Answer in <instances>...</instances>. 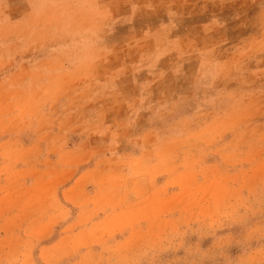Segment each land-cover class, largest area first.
Instances as JSON below:
<instances>
[{"label":"rangeland","instance_id":"rangeland-1","mask_svg":"<svg viewBox=\"0 0 264 264\" xmlns=\"http://www.w3.org/2000/svg\"><path fill=\"white\" fill-rule=\"evenodd\" d=\"M59 29L106 48L113 84L90 94L134 100L97 101L94 124L135 123L121 137L138 147L73 212L39 183L7 198L0 167V264H264V0H0V77L11 47L51 51ZM8 94L0 83L2 116Z\"/></svg>","mask_w":264,"mask_h":264},{"label":"crops","instance_id":"crops-1","mask_svg":"<svg viewBox=\"0 0 264 264\" xmlns=\"http://www.w3.org/2000/svg\"><path fill=\"white\" fill-rule=\"evenodd\" d=\"M96 4L104 6L108 3L104 1ZM95 20L102 19L100 17ZM62 32L60 29L56 31L57 45L51 51L48 50L49 47L39 48V51L24 47L22 52H17L18 47H11L8 50L11 52L10 58L5 61L7 73L0 77V83L9 91V112L7 116H2L3 112L0 111V116L6 117L3 122L7 123L0 126V167H8L7 174L1 178L8 186L4 189V196L9 199L20 196L16 188H11L16 184L26 191L33 184L39 183L41 197L46 194L45 196L58 198L55 204L59 206V212L60 209L65 211L67 205L73 206V210L78 207V198L84 196L87 189L91 190L89 186L92 184L93 195H99L102 181L95 174L103 170L102 166L107 161L122 159L125 156L122 151L138 147L137 140L126 141L121 134L139 132L135 123L130 127L121 126L118 121L113 125H109V122L103 124L104 121L99 126L94 124L96 120L93 113L96 116L97 113L92 108L97 101L130 102L134 99H114L111 95L102 97L90 94L92 86L105 87L113 84L107 77L111 61L100 59L101 55L107 54L106 48L103 47L101 51L90 45L80 47L75 44L79 40L64 45ZM41 33L44 31L41 30ZM95 53L100 55L99 60L93 57ZM81 70L85 72H80ZM101 70L103 78L100 76ZM125 83L120 81L114 84L121 87ZM20 87H24L23 93L16 95L15 91ZM81 87L85 90L82 91ZM101 97L102 100H98ZM21 102L24 103L22 115L16 116V103ZM81 103H86L87 107L84 109L85 106L81 107ZM88 109L91 121L87 125H81L79 119L83 114L82 110ZM101 110L106 111V106L101 105ZM124 110L126 115L128 111L126 108ZM17 118L26 120L22 125H16ZM118 118L119 116L115 120ZM5 135L8 136L4 137ZM139 146L142 148L143 145ZM98 149L110 151L112 155L90 152ZM127 177L131 181L134 176ZM49 188L50 195L47 190ZM67 209L73 212L72 209Z\"/></svg>","mask_w":264,"mask_h":264}]
</instances>
